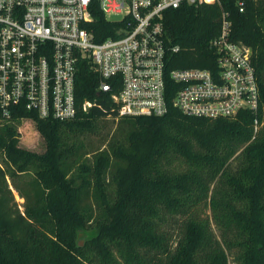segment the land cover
I'll use <instances>...</instances> for the list:
<instances>
[{
  "label": "trees",
  "instance_id": "1",
  "mask_svg": "<svg viewBox=\"0 0 264 264\" xmlns=\"http://www.w3.org/2000/svg\"><path fill=\"white\" fill-rule=\"evenodd\" d=\"M238 1L169 9L165 37L180 46L171 67L213 69L209 42L228 13L232 39L254 50L257 112L211 119L171 106L120 117L84 59L76 98L98 105L71 120L35 116L24 129L29 140L39 132L35 148L0 126V264H264V0H245L243 11Z\"/></svg>",
  "mask_w": 264,
  "mask_h": 264
},
{
  "label": "built area",
  "instance_id": "2",
  "mask_svg": "<svg viewBox=\"0 0 264 264\" xmlns=\"http://www.w3.org/2000/svg\"><path fill=\"white\" fill-rule=\"evenodd\" d=\"M216 1L0 0V126L14 125L23 137L25 122L34 125L35 116L71 120L80 109L98 105H80L76 98L84 59L120 117L161 116L171 106L211 119L257 112L261 90L254 50L232 39L228 13L209 42L215 68L170 66L180 46L166 41V12ZM238 4L243 11L245 0ZM96 12L110 23L107 30L98 27Z\"/></svg>",
  "mask_w": 264,
  "mask_h": 264
},
{
  "label": "rangeland",
  "instance_id": "3",
  "mask_svg": "<svg viewBox=\"0 0 264 264\" xmlns=\"http://www.w3.org/2000/svg\"><path fill=\"white\" fill-rule=\"evenodd\" d=\"M107 121H108L107 122L108 127L104 130V132H105V136H107L109 138L111 133H113L116 130L118 120L110 117V118H107ZM25 124H28L30 127H34L33 122L28 121V122H25ZM20 137L22 138V135H20ZM40 140H41V136H40L38 131H35L34 136L31 138V140L27 139V135L25 136V134L23 135V138H22V141H23V143H25L26 146L34 147V148L39 145V143L41 142ZM93 141L97 145H99V143H100L99 137L93 139ZM104 145L105 144H103L101 146H104ZM7 180H9L8 181L9 187L12 189V193L14 194L15 200L18 202L20 207L24 210L25 199L22 196H20L18 191L13 187L12 180L9 176H8ZM81 238L83 240L82 236H81Z\"/></svg>",
  "mask_w": 264,
  "mask_h": 264
},
{
  "label": "water",
  "instance_id": "4",
  "mask_svg": "<svg viewBox=\"0 0 264 264\" xmlns=\"http://www.w3.org/2000/svg\"><path fill=\"white\" fill-rule=\"evenodd\" d=\"M83 241H84V238L82 240V238L80 237L79 240H78L79 245H82L84 243Z\"/></svg>",
  "mask_w": 264,
  "mask_h": 264
}]
</instances>
